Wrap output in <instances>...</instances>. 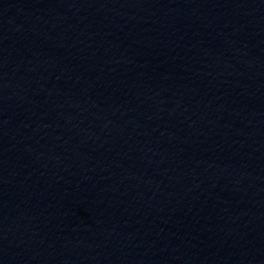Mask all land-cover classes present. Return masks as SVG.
Masks as SVG:
<instances>
[{
	"label": "water",
	"instance_id": "1",
	"mask_svg": "<svg viewBox=\"0 0 264 264\" xmlns=\"http://www.w3.org/2000/svg\"><path fill=\"white\" fill-rule=\"evenodd\" d=\"M0 264H264V0H0Z\"/></svg>",
	"mask_w": 264,
	"mask_h": 264
}]
</instances>
